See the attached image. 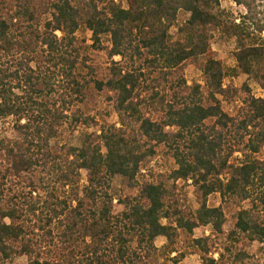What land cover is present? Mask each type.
<instances>
[{
  "label": "trees",
  "instance_id": "trees-1",
  "mask_svg": "<svg viewBox=\"0 0 264 264\" xmlns=\"http://www.w3.org/2000/svg\"><path fill=\"white\" fill-rule=\"evenodd\" d=\"M224 1L0 0V264H253L264 99L224 81L264 87V0Z\"/></svg>",
  "mask_w": 264,
  "mask_h": 264
},
{
  "label": "rangeland",
  "instance_id": "rangeland-1",
  "mask_svg": "<svg viewBox=\"0 0 264 264\" xmlns=\"http://www.w3.org/2000/svg\"><path fill=\"white\" fill-rule=\"evenodd\" d=\"M223 7L224 9L227 10H231L233 11L236 15H239L241 13L244 12V10L242 9V7H238L235 6L233 3H231L228 0H225L223 2ZM188 15L181 13L179 16V22L183 23L188 19ZM176 30L173 29L172 33H175ZM87 38H90V34H87ZM213 47V52L216 55V58L218 60H221L225 66L227 67H234L235 66V62L231 56V51H232V46H222L221 44H219V42H213L212 44ZM186 79L189 83V85H191L194 81L201 83L202 82V78H201V73L199 71H197L194 67H189L186 70ZM232 85L234 88L237 89H241L244 85H246L248 87V89L251 92V95L253 97H255L256 99H264V87H261L260 85H258L257 83H255L252 80H249L248 77L246 76H240L237 78H227L224 81V86L228 87ZM239 106L238 105H233V104H224V111L232 116L235 115L236 110ZM99 111L101 112H108L107 108L105 106H102ZM109 117H105V118H101L99 117V123H102L103 120L108 121V123L111 124H116L117 123V117L116 115L112 112L109 114ZM10 123H6L4 125H0V134H4L5 132L9 135H11V131H10ZM80 137L81 134L79 132H76L73 135H70L69 137H66L65 139H63L64 142H66L67 144H70L72 146H79L80 145ZM258 158L264 160V149L262 151V153L258 156ZM146 164L148 165L149 169H153L154 171H160V172H165V170H169L171 168H173V163L170 162V164L167 166L165 165L166 163L164 162L163 158H161V156H159L158 159L154 160V161H146ZM167 166V167H166ZM170 171V170H169ZM115 184L116 186H119L120 184V178H116L115 180ZM172 182H167V185L169 188L173 187L172 186ZM178 187H182L183 183H177ZM188 191V196H189V200L192 202V200L194 199V195H193V189L191 187L187 188ZM215 206H219L218 201H215ZM232 220H229L224 228H223V232L225 234H227L233 227L232 225ZM211 234V230L210 228H200L198 230H196L195 232V237L196 238H202V237H207ZM165 244V240L164 239H159L156 242V246L157 248H161L163 245ZM261 249H264V245H261L259 243H255L252 246H250L249 248H247V252L251 255V257H254V261H252L253 264H255V262L260 261V263L264 262V253L261 251ZM215 258H218L217 255L214 256ZM17 264H24L23 261L18 260ZM157 264H165L163 263L162 260H160ZM166 264H170V263H166ZM181 264H202L201 260L198 256L196 255H191L188 256Z\"/></svg>",
  "mask_w": 264,
  "mask_h": 264
},
{
  "label": "built area",
  "instance_id": "built-area-1",
  "mask_svg": "<svg viewBox=\"0 0 264 264\" xmlns=\"http://www.w3.org/2000/svg\"><path fill=\"white\" fill-rule=\"evenodd\" d=\"M235 5V4H234ZM236 6V5H235ZM242 9L244 10V12L243 13H245V9L242 7Z\"/></svg>",
  "mask_w": 264,
  "mask_h": 264
}]
</instances>
